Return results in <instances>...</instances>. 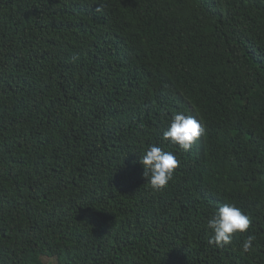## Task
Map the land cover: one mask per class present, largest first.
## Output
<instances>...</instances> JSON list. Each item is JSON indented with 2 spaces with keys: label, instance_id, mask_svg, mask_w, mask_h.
Instances as JSON below:
<instances>
[{
  "label": "trees",
  "instance_id": "trees-1",
  "mask_svg": "<svg viewBox=\"0 0 264 264\" xmlns=\"http://www.w3.org/2000/svg\"><path fill=\"white\" fill-rule=\"evenodd\" d=\"M178 112L187 152L159 143ZM149 145L179 161L160 192ZM224 203L251 225L217 248ZM50 258L264 264V0H0V264Z\"/></svg>",
  "mask_w": 264,
  "mask_h": 264
},
{
  "label": "clouds",
  "instance_id": "clouds-1",
  "mask_svg": "<svg viewBox=\"0 0 264 264\" xmlns=\"http://www.w3.org/2000/svg\"><path fill=\"white\" fill-rule=\"evenodd\" d=\"M91 13L95 21V11L93 10ZM149 102H152L156 106V109L162 107L156 102L148 100ZM195 117L186 115L183 112L174 114L167 130L163 132V139L165 141H159V143L163 144L164 148L168 144L170 148H173V145H177L180 150L185 152L191 150L196 140L205 131L201 122ZM139 163L143 167L142 176L146 179L150 189L160 192L173 179L179 161L172 152L164 151L156 145H149L143 156L140 157ZM250 225L251 219L239 207L233 203H224L207 219L206 227L212 233L208 244L215 245L217 248L229 246L232 244L233 236L237 233H245ZM254 239L255 237L249 234L243 240L240 247L242 255L253 251ZM44 264H55V260L51 258L47 259Z\"/></svg>",
  "mask_w": 264,
  "mask_h": 264
}]
</instances>
